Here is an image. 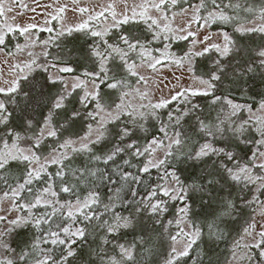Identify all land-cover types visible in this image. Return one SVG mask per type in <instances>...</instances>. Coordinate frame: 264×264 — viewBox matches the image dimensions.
<instances>
[{"label": "snow or ice", "instance_id": "snow-or-ice-1", "mask_svg": "<svg viewBox=\"0 0 264 264\" xmlns=\"http://www.w3.org/2000/svg\"><path fill=\"white\" fill-rule=\"evenodd\" d=\"M72 2L77 5L72 10L86 18L79 24L64 27L55 38L40 42L44 47L40 54L45 57L43 62L29 50L37 44L32 38L33 29L39 28L37 24H6V30L0 28V53L15 59L17 54L27 52L28 57L11 63L10 78L0 79V129L6 130L0 134V179L7 184L3 173L10 162L25 166L22 180H17L15 185L8 184L0 195V201L7 199L11 204L9 210L17 213L13 218L0 215V264H69L70 258L76 255L74 245L100 229L106 233L101 238L102 244L112 243L107 236L129 228L134 220L132 215L123 216L115 211L118 205L132 206L134 214L155 218L171 242L165 264H179L202 234V227L190 217L191 201L196 196L204 204L214 201L221 204L223 210L208 224L212 235H216L218 222L223 217L235 216L244 208L256 206L258 211L246 223L240 239L234 242L233 258L253 264L252 250L258 249L259 260H264V223L256 218L264 220V199H261L264 196V116L257 115L250 105L234 102L230 93L224 94L226 81L238 84L250 73L264 72V46L253 50L255 59L250 55L249 62L234 66L233 61L242 49L233 38L221 33L222 40L211 42V35L206 36L199 41L204 45L201 49L189 48L172 61L179 67L187 65L193 86L155 102L147 87L142 90L129 79L135 78V85L146 86L148 77L140 69L156 72L157 66L168 58L166 50L170 47L165 44L163 50L157 49L160 56H156L149 47L151 42L188 40L196 36L189 30L193 24L205 28L215 22L234 23V32L241 35L264 34V5L257 17L260 23L249 26L250 21L239 22L238 14L229 15L226 11L241 8L240 3L232 0L228 3L223 0H197L196 3L133 0L132 4L122 0V12L117 11L113 0L94 14L91 9L80 7L79 0ZM179 4H188V7L172 12ZM66 8V5L57 7L51 20H62ZM3 14L0 10V15ZM177 15L186 19L183 27H174ZM101 18L105 23L97 28ZM51 20H46L45 27L39 30L51 33L53 29L47 27ZM130 23L145 25L152 40L143 41L131 32L121 31L123 25ZM112 29L120 32L115 42L109 40ZM73 32H83L95 39L89 45L91 67L73 77L69 85L60 74L72 73L74 69L59 67L53 74L51 69L56 64L49 63L47 45ZM10 33L25 37L26 42L17 44L15 52L5 51ZM191 43L195 45L197 41L193 39ZM209 54L208 72L197 74L193 66L195 58ZM41 72L48 73L43 83L36 78ZM46 88H57V91L53 95ZM104 88L109 91L104 92ZM21 94L25 100L23 106L17 99ZM197 97L208 98L210 110L216 112L214 118L204 115L202 105L194 99ZM174 101H180L184 107L169 110L167 119L162 120L159 110L168 108ZM17 108L23 134L10 126L17 118ZM257 111L264 113V100L260 101ZM245 112L249 114L247 118L243 116ZM186 117L194 120L191 131L200 137L199 141H194L184 128ZM148 121L159 122V134L145 138L143 144L138 143V133L148 132ZM77 125L80 131H71ZM65 132L69 136L62 138ZM50 139L53 143L45 153L43 149ZM247 146H253L250 152ZM78 156L86 158L85 165L72 167V160ZM52 166L55 172L49 171ZM153 170L157 179L149 184L144 176H151ZM82 186L87 189L83 195ZM233 186L239 187V206L233 199L220 195L225 187ZM101 188L111 192L107 202ZM62 194L68 198L64 199ZM172 206L175 207L173 218L162 223ZM173 227L175 232L171 231ZM26 229L33 230L34 237L17 252L10 239L17 231ZM117 247L119 260L109 257L108 264H125L133 259L135 245L118 244ZM239 249L246 250L243 256L238 255Z\"/></svg>", "mask_w": 264, "mask_h": 264}, {"label": "trees", "instance_id": "trees-1", "mask_svg": "<svg viewBox=\"0 0 264 264\" xmlns=\"http://www.w3.org/2000/svg\"><path fill=\"white\" fill-rule=\"evenodd\" d=\"M196 1L197 0H190L191 3ZM232 2L240 3L241 8L236 9L235 11L231 9L229 10V13L237 12L239 14L244 11V8H251L254 10L255 8H259V6H262L264 3L263 0H232ZM129 27L133 31L136 29L135 25H129L128 29H130ZM222 27L226 28V25H223ZM244 36L245 38L239 36L241 43L239 42L240 44H237V46L242 49V52L237 55L236 59L233 61L234 66L237 63L244 64L245 62H249V58L246 61L247 54H249L251 51L253 52L255 49L260 48L261 46H264V34L249 33ZM84 48H87L85 43L82 44L80 40L69 38L66 40V42H64V45L60 48L59 53L63 54L65 57L64 60H66L71 67H74L78 70L86 69L90 68V61L88 58H86V51ZM210 56L211 54H209V56L195 58L193 65L195 70L205 71L204 73L208 72L211 66ZM241 56L243 59H241ZM251 56L252 59H255L254 54H251ZM36 78H38V76ZM37 80H40L41 83H43L45 77L42 79L39 78ZM45 91H48L50 94L54 95L57 91V88H46ZM103 91L108 92L109 90L104 88ZM229 93L231 94V98L234 100V102L250 105L252 108L256 107L261 100H264V72L257 70L254 73H250L244 76L238 84H231L226 81L224 85V94ZM17 99L20 106H23L25 103L23 94H21ZM194 99L202 105V111L205 116L210 115L212 118L215 117L216 112L210 110L208 98L197 97ZM19 116L20 111L19 108H17V112L15 113V117L17 118H14L13 121L10 122V126L14 127L16 131H20L21 134H23L22 128L20 126L21 121L18 118ZM160 117L163 120L162 115ZM37 119H39L38 116ZM60 122H62V119H60ZM158 125V121H156L155 124L148 122V132L138 133V137H140L138 139V143L142 144L145 142V138H150L152 135H156L158 132ZM183 126H185V128L191 129V127L187 126L186 122L183 123ZM3 131L6 130L0 129V134H2ZM71 131H80L79 125H77ZM66 136H69L68 132H65L62 138ZM52 142L53 140H48L43 150L49 149ZM246 150L250 152V146H247ZM85 162L86 158L84 156H78L72 160L71 166L75 168H81L85 165ZM100 166L104 167L103 165ZM24 169V166L19 162H10L3 173L5 179L7 180V184H5V181L1 179L0 190L5 189L8 184L15 185L17 180H21ZM110 169L111 165L109 166V170ZM191 171L192 170L189 169V173ZM51 172H55V168L51 169ZM189 173H183V175L187 176ZM144 179L149 184L155 182L157 179L156 171L153 170L151 176L146 174ZM36 186L38 187L39 184ZM100 190L103 194L105 202H107V197L111 195V192L108 188H101ZM86 191L87 189L82 186L81 194H85ZM229 192L232 193L231 197H229ZM143 194L144 190L141 189V195ZM121 195L124 196L125 194L122 193ZM220 195L224 199L231 198L236 201L238 206L240 205L238 198L239 187H225ZM62 196L64 199L68 198L66 194H62ZM127 197L130 198V193H127ZM222 210L221 204L218 201L211 202L210 204H204L201 202L198 196L193 198L191 201L190 217L194 223L202 227V234L197 242L189 250V255L183 257L179 264H223L225 262L229 256L228 245L230 241L236 238L245 227V224L249 219L250 211L249 208H244L242 212L235 216L223 217V219L218 222L216 235H212L210 234L208 224L211 223ZM100 211H103V209L101 208ZM115 211L119 212L123 216L132 215L134 217L132 226L122 232H118L116 234L117 236L114 237L116 238V242L125 241L129 245H135L133 259L125 262V264H160L169 247V240L167 235L163 233L161 225L155 222V218H151L147 214H134L132 206L124 207L118 205ZM172 211V209L169 210V212L162 219V223H164L165 220L172 218ZM104 218L109 219L110 217L105 216ZM105 235L106 233L100 229L95 231L92 235H89L86 240L78 241L77 244L74 245V248L76 249V255L75 257L70 258L69 264H108L107 255H112L113 252H111V243L102 244L101 242V238ZM33 237V230H20L11 237L10 243L11 246L15 248L17 252H19L26 246V244L31 242ZM107 238L111 241V235H108ZM258 264H264V260H261L258 262Z\"/></svg>", "mask_w": 264, "mask_h": 264}, {"label": "rangeland", "instance_id": "rangeland-1", "mask_svg": "<svg viewBox=\"0 0 264 264\" xmlns=\"http://www.w3.org/2000/svg\"><path fill=\"white\" fill-rule=\"evenodd\" d=\"M113 0H79V6L80 7H87L93 11V14L96 12H99L104 9V7L108 3H112ZM128 4H132L133 0H127ZM139 2V0H137ZM197 2V1H196ZM193 2V3H196ZM229 0H223V3H228ZM264 2V0H263ZM117 3V11L122 12L124 10V4L122 0H116ZM51 5V7H46ZM61 5H66V11L62 14L63 19L62 20H51V16L55 15V9ZM264 5V3H263ZM77 5H74L72 0H0V10L3 11V15H0V28H4L6 30L5 25H28V24H37L39 28L45 27V21L46 20H51V23L47 25V27H51L53 31L49 33L48 31H40L39 28L33 29V39L37 40V44L34 47H31L29 50L35 53L37 56H39V60L43 62L45 60V57L40 55L42 51L44 50L43 45L40 43L42 41L48 40L50 37L55 38L57 36V33L60 32L64 27H70L74 26L76 24H79L81 20L85 17H81V15L73 11L72 9L75 8ZM251 6V5H249ZM181 7H188V4H179L177 5L176 8L172 9V12L178 13L179 9ZM245 7V6H244ZM259 8H255L252 12H245L242 11L241 14L235 12V13H229V10L227 9L226 11L228 12L229 15H237L239 16V22H244V21H250L251 23L249 26H251L252 23H260V21L257 19L259 16ZM10 9V11H9ZM35 9V11H33ZM107 15V13H106ZM169 17L171 19V13H169ZM110 17H108V20L110 21ZM96 23V22H93ZM105 23L104 18H101L100 23H96L97 28L103 27V24ZM186 23V19L181 16L177 15L175 18L174 22V27L179 26L183 27L184 24ZM129 25H135L136 29L135 31L128 29ZM223 25H226L225 27H222ZM234 23H222V22H215L212 23L210 26L205 27V28H198L196 24H193L192 27L189 29L190 31H193L196 33L195 37H189L188 40H155L152 41L149 47L153 49V54L156 56H160V52L156 51L157 49H164L165 44H169L170 47L166 50L168 58L164 60L162 65H158L157 68L158 70L156 72H152L150 69L147 68H141L140 72L148 77V84L145 85H135V78H129L131 82L133 83L134 86L136 87H141L143 90L144 87H147V90L150 93V97L152 100L155 102L159 99L163 98H170L171 95H174L177 91H179L181 88H186L189 86H193V79L192 75L187 71V65L185 67H179L172 63L173 60L180 58L183 56V54L189 50V48H194L195 50L201 49L204 45L200 44L199 41L204 40L206 36L211 35V42H219L222 40V36L220 35L221 33H228L233 40L236 42V44H240V37L245 38L244 35H241L240 33L234 32ZM138 30V31H136ZM121 31L128 33L131 32L135 34L136 36H139L143 41H151L152 36L151 33L146 31V26L143 25L142 23L137 24V23H130L128 25H123ZM120 32H118L115 29L111 30L109 40L110 42H115L118 38V35ZM249 34V33H248ZM69 38H74L76 40H80L82 44L85 43V46L87 48H84L86 51V58H88V52H89V45L92 44L93 40L95 38L86 35L83 32H73L71 35L65 34L60 36L58 39H53V42L47 45V51L50 54L49 57V63H55L56 68L51 69V72L53 74H56L57 69L59 67H64L68 66L71 67L66 60H64L63 54H60V48L64 45V42H66L67 39ZM195 39L197 43L193 45L191 41ZM25 37L19 35V33H10L6 37V48L5 51H13L15 52V46L17 44H24ZM240 42V43H239ZM207 43V42H206ZM264 44V43H263ZM253 55L254 53L251 51L249 54H247L246 61L248 60L250 55ZM55 57H59L58 60L52 59ZM27 57V52L24 53L23 55L17 54L15 59L13 58H6L3 53H0V79H9V65L11 63L16 62L17 60H26ZM5 60H7V63H5ZM89 60V59H88ZM62 61V62H61ZM239 64V63H237ZM91 67V64H90ZM74 69V72L72 73H61L60 75H63L66 80H68L69 85L71 84L73 77L80 76L81 72L84 71L85 69ZM87 69V68H86ZM205 71H196L197 74L202 75L204 74ZM48 73L41 72L38 75L37 79H42L46 78ZM42 77V78H41ZM79 92V90H77ZM204 98V97H200ZM260 104V103H259ZM259 104L253 108V111L257 113L259 116H264V113L258 112L257 110L259 109ZM184 105L180 101H174L172 104L168 106L166 109H161L159 110L160 116L162 115L163 120L167 119V112L169 110H175L176 108H183ZM216 114V113H215ZM249 114L247 112L243 113L244 118H247ZM151 124H155L156 121H148ZM147 122V123H148ZM194 123L193 119L187 118L186 117V124L188 127H191L192 124ZM159 126V125H158ZM147 127V124H146ZM185 128V126H184ZM186 130L189 131V135L192 137L194 141H199L200 137L196 136L193 134L191 129L185 128ZM159 133L157 132L156 135ZM68 136L64 137L67 138ZM50 143V142H49ZM53 143V142H52ZM143 144V143H142ZM253 146H250V149H252ZM49 149L43 150L45 153L49 151ZM23 165V164H22ZM24 166V165H23ZM25 168V166H24ZM55 168V166H52L51 169ZM25 170V169H24ZM56 170V168H55ZM1 180V179H0ZM22 180V178H21ZM7 187L3 190H0V195H2L3 191H6ZM24 195H27L26 193ZM248 198L250 199L251 196L249 195ZM261 199H264V196L261 197ZM11 208L10 202L5 199L3 201H0V215H7L9 218H13L17 213L15 211H10L9 209ZM249 208L250 215L247 223L251 222V218L255 215V212L258 211L256 206L252 207H247ZM173 211V216L175 213V207L172 206L170 207ZM169 209V210H170ZM172 216V218H173ZM170 218V219H172ZM257 220L260 221V223H264V220H261L258 216L256 217ZM168 220V219H167ZM165 220L164 223L167 222ZM246 226V224H245ZM125 229H121L119 232L124 231ZM243 230V229H242ZM259 230V227L257 228ZM171 231L175 232V228L173 227ZM117 234V233H116ZM111 235V252L113 254H108L109 257H116L119 260V249L117 247L118 244H124L128 245L127 242L122 241V242H116V238H114L117 235ZM242 234V231L240 234L234 238L233 240L230 241L228 245V250H229V256L225 260L223 264H247L246 259H234L233 258V250H234V242L238 239H240V236ZM170 241H169V247L167 249V253L165 257L161 260L160 264H165V260L168 257V253L170 252ZM114 249V251H113ZM133 255H134V248H133ZM238 252L239 256H243V252L246 250L239 249L236 250ZM252 255L254 257L253 264H257V262H260L259 260V250L258 249H253L252 250ZM107 258V260H108ZM128 262V261H126Z\"/></svg>", "mask_w": 264, "mask_h": 264}]
</instances>
